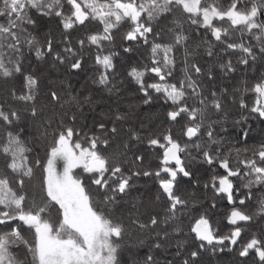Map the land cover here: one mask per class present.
<instances>
[{
    "label": "snow or ice",
    "instance_id": "6c2138e0",
    "mask_svg": "<svg viewBox=\"0 0 264 264\" xmlns=\"http://www.w3.org/2000/svg\"><path fill=\"white\" fill-rule=\"evenodd\" d=\"M33 10L40 16L60 18L66 33L92 22L99 24L101 30L78 40V49L66 36L63 53L57 52L50 38L41 44L29 32L27 26L36 24ZM178 12L186 22L205 30L225 49L244 53L239 60L241 64L256 60L253 46L244 42L246 34L260 42V52L264 53V0H228L227 4L222 0H0V18L4 21L0 23V78L5 80L23 75L25 47L34 51L39 60L51 56L60 63L70 61V69L80 70L83 49L87 45L97 49L95 60L103 69L96 83L111 92L108 70L115 67L113 54H103V49L105 42L113 41L114 31L127 24L129 30L124 39L148 44L150 36L160 35L161 25L168 21L174 25L169 29L174 32V43L152 42L150 66L146 65L143 70L132 68L128 73L143 94L145 105L151 104L155 95L170 106L166 112L170 126L147 136L148 146L159 149V167L153 171L137 170L143 162L142 155H136L129 162L105 154L111 135L118 133L116 122L126 120V113H115L111 127L99 123V134H89L75 126L78 118L75 114L70 117L72 125L62 120L51 132L48 130L51 121H47L46 126L42 124L37 128L38 139L45 141V155L41 159L39 155L32 156L34 147L25 137V128L16 127L21 120L20 111L0 103V127L5 128L0 141V157L5 161L4 170L0 171V264H26L17 254L20 245L25 246L30 257L27 264H125V249L130 246L124 242L129 226L114 218L118 197L132 187L134 177L154 176L166 201L164 217L158 218L157 213L150 216L148 223L135 218L130 224L139 230H154L176 220L192 203L181 194L179 185L183 178L192 181L191 164L197 156L203 163L214 166L213 174L203 186L232 205L225 217L231 227L221 234L219 227L205 214L190 217V232L199 243L182 264H198L200 251L209 246L213 254L235 250L240 258H254L255 264H264V229L245 238L254 221H264V143L254 149L236 148L224 152L221 136L228 131L224 124L230 105H238L248 110L249 115L264 119V78L250 88L245 86L239 90V97L229 96L225 89L221 94L212 92L209 99L198 83L203 70L190 60L192 52L187 47L180 76H175L174 49L189 40L180 20L175 18ZM234 36H238V40H233ZM202 42L207 45V55L212 56V41ZM124 50L132 51L131 48ZM219 67L228 72L236 71L231 60ZM148 75H153L155 82H146ZM207 75L212 79L210 69ZM23 81V91L18 93L12 89L10 95L26 105L24 111L36 117L39 81L31 74L23 75ZM248 92L255 96L251 106L244 99ZM51 98L60 100L56 92L51 93ZM69 103L78 105L79 101L73 96ZM248 118L242 115L233 127ZM175 125L181 127L180 136L172 132ZM247 135L246 131L240 133L242 139ZM133 138L141 140L138 133H133ZM193 151L197 155H193ZM215 168L223 172L216 173ZM37 169L40 171L38 185L33 183ZM30 189L42 195L38 197ZM256 190L261 193L258 198ZM254 198L255 210L249 211L248 202ZM53 210L58 219L52 218ZM22 229L31 231V242ZM174 231L181 229L177 227ZM155 235L161 237L160 232ZM167 236L165 231L163 237ZM144 244L141 240L137 247ZM161 247L160 242L152 244L142 260L129 254L127 264H157L151 248ZM175 255H181L179 245Z\"/></svg>",
    "mask_w": 264,
    "mask_h": 264
},
{
    "label": "trees",
    "instance_id": "16d2710c",
    "mask_svg": "<svg viewBox=\"0 0 264 264\" xmlns=\"http://www.w3.org/2000/svg\"><path fill=\"white\" fill-rule=\"evenodd\" d=\"M227 4L228 0H222ZM65 11L68 6L65 5ZM33 19L36 24L27 26L29 32L36 37L41 44H44L49 38L53 41L54 50L63 53L65 45V37L71 40L74 48L78 49V40L85 39L87 35L100 31L101 26L96 22L87 24V26H79L69 32H65L58 17H44L32 12ZM176 19L180 20L182 30L189 36L186 45H176L174 51L177 58V70L175 76H180V68L183 66L185 47L192 52L190 60L199 64L203 70V74L198 78L201 90L211 99V93H223L225 89L229 96L236 95L239 97L240 91L245 86L251 87L255 82L264 78V53L260 52L262 46L259 41L250 35H245L244 40H249L256 54V60L249 59V64L239 63V60L245 54L240 51H232L225 49L224 45L215 42L211 35L205 30L191 25L178 12ZM0 18V23H3ZM174 25L171 21L161 25L162 31L159 36L149 37V43L145 44L140 40L128 41L124 39L126 32L129 30L127 24L114 31V39L111 43L105 42L103 54H113L114 69L109 71V79L111 81L112 91L96 83L98 77L103 72L102 66L98 65L95 60L97 49L92 46H85L83 49V63L80 70L70 69V61L60 63L51 56L45 57L43 60L36 58L34 51L24 49L23 59V75L31 74L39 81V89L37 94V116L32 117L29 111H24L26 105L15 101L10 91L15 89L18 93L23 91V75H17L12 79L5 80L0 78V103L5 106H12L20 111L21 120L17 124V128H25V137L31 146L34 147L32 156L39 155L41 159L45 155V141L38 139L39 128L42 124L46 126L47 121H51V132L60 125L63 120L65 124L72 125L70 117L77 115L75 126L81 127L83 131L99 134L97 125L101 122L112 126V118L115 113H126L128 118L124 121H117L118 133L111 135L110 144L106 150L107 155H115L120 160L131 161L136 155L144 157L143 162L137 166L140 171H153L159 167L157 155L159 149H152L147 144V136L150 132H159L170 126L167 120L166 112L169 105L165 104L161 99H156L154 95L153 102L149 105L143 103V94L139 91L138 85L128 75L132 68L143 70L146 65L150 66L151 44L152 42L161 44L174 43V32L169 31ZM160 30V29H157ZM233 40H238V36H234ZM202 41H212L213 55H207V45ZM125 48H131L132 51L126 52ZM232 61V66L236 69L234 72H228L219 67L220 64ZM211 70L212 79H209L207 72ZM196 78V77H194ZM146 82H155L153 75L145 77ZM56 92L60 100L54 101L51 93ZM76 97L79 104L69 103L71 97ZM245 101L251 106L255 96L248 92L244 95ZM67 113V115H65ZM248 116L247 121L233 127L241 116ZM215 118V117H214ZM228 130L222 132L224 138L222 151L236 148H257L264 143V119L259 118L256 114L249 115L248 110L240 109L238 105H230L228 107V117L224 124ZM15 130V129H11ZM219 130V128L217 129ZM246 131L248 133L246 139H242L240 133ZM5 128L0 127V141L4 136ZM174 136L181 135L180 125L172 126ZM133 133H138L141 140L133 138ZM216 147V146H213ZM251 154L250 152L248 153ZM193 155H197L193 151ZM243 155V153H242ZM5 161L0 157V171L4 170ZM214 166H209L202 162L197 156V160L192 162L191 171L193 173L192 181L183 178L179 187L180 192L192 203L188 210H184L183 214L176 220L167 224H161L154 230H139L130 224L135 218L143 223H148L152 215L159 214L160 219L164 217L165 199L161 194L158 182L154 176L134 177L132 187L126 194L118 197L119 204L116 205L113 215L114 218L122 221L129 226V234L125 240L126 247L124 261L127 264L129 254L134 255L137 259L142 260L149 254L150 247L155 242H160V249L151 248V254L154 256L157 264H182V260L187 258L191 250H195L198 241L195 240L194 234L190 232V217H198L205 214L214 226H218L221 234L227 233L231 226L226 224L225 217L230 212L232 205L228 204L226 199H222L213 194L211 188H205L203 185L213 174ZM216 173H222L219 168H215ZM36 180L33 182L39 184L40 171H36ZM198 181V183H196ZM85 182L88 183L85 176ZM36 195L41 196L42 193L30 189ZM95 192V187L92 186ZM160 199L157 200V196ZM261 193L256 190V198ZM215 203V207H212ZM256 200L248 202V210H255ZM52 218L58 219L55 210L51 213ZM180 228V232L174 231ZM264 229V221H254L245 233V238L252 233H260ZM26 239L32 241V233L30 230L22 229ZM168 233L167 237H163L164 232ZM160 232L161 237H156L155 233ZM145 241L144 246L137 247L139 241ZM137 244V245H136ZM178 245L180 246L181 255L176 256ZM20 259L27 261L30 259L25 246L20 245L17 249ZM198 264H255L254 258H240L238 253L233 250L231 252H216L213 254L209 248L200 251Z\"/></svg>",
    "mask_w": 264,
    "mask_h": 264
},
{
    "label": "built area",
    "instance_id": "2783aa9c",
    "mask_svg": "<svg viewBox=\"0 0 264 264\" xmlns=\"http://www.w3.org/2000/svg\"><path fill=\"white\" fill-rule=\"evenodd\" d=\"M244 42H245L246 44H249V40H244Z\"/></svg>",
    "mask_w": 264,
    "mask_h": 264
},
{
    "label": "flooded vegetation",
    "instance_id": "af4514ba",
    "mask_svg": "<svg viewBox=\"0 0 264 264\" xmlns=\"http://www.w3.org/2000/svg\"><path fill=\"white\" fill-rule=\"evenodd\" d=\"M222 172H223V170L222 169H220Z\"/></svg>",
    "mask_w": 264,
    "mask_h": 264
},
{
    "label": "rangeland",
    "instance_id": "374dc122",
    "mask_svg": "<svg viewBox=\"0 0 264 264\" xmlns=\"http://www.w3.org/2000/svg\"><path fill=\"white\" fill-rule=\"evenodd\" d=\"M137 245V244H136Z\"/></svg>",
    "mask_w": 264,
    "mask_h": 264
}]
</instances>
